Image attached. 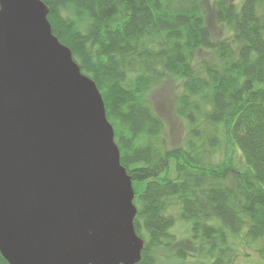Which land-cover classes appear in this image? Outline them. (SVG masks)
<instances>
[{"label":"trees","instance_id":"obj_1","mask_svg":"<svg viewBox=\"0 0 264 264\" xmlns=\"http://www.w3.org/2000/svg\"><path fill=\"white\" fill-rule=\"evenodd\" d=\"M53 33L95 80L135 190L136 264H159L182 220L196 243L188 262L264 259V0H216L231 35L214 39L200 0H42ZM199 50L213 53L199 61ZM182 80L183 144L168 148L147 98L165 75ZM0 264H9L0 252Z\"/></svg>","mask_w":264,"mask_h":264},{"label":"water","instance_id":"obj_2","mask_svg":"<svg viewBox=\"0 0 264 264\" xmlns=\"http://www.w3.org/2000/svg\"><path fill=\"white\" fill-rule=\"evenodd\" d=\"M42 0H0V252L9 264H136L133 181L103 96Z\"/></svg>","mask_w":264,"mask_h":264},{"label":"rangeland","instance_id":"obj_3","mask_svg":"<svg viewBox=\"0 0 264 264\" xmlns=\"http://www.w3.org/2000/svg\"><path fill=\"white\" fill-rule=\"evenodd\" d=\"M200 2L204 8L206 25L212 38L217 40L229 37L231 35L229 28L219 23L216 18V0H200ZM212 55L213 53L207 50H199L197 53L199 61L210 59ZM181 91L182 80L175 75L168 74L160 79L147 94L154 110L163 120L162 137L168 148L180 146L186 136V124L176 113V101ZM171 232L176 235V240L170 248L158 250L159 264H178L180 259L175 255L177 248H184L187 256H190L187 259L188 262L195 260L196 256L193 255L196 243L191 237L190 225L178 219ZM247 251L251 252V255L248 257L242 255L238 258L237 264H264V259H261L254 251L249 248H247Z\"/></svg>","mask_w":264,"mask_h":264}]
</instances>
